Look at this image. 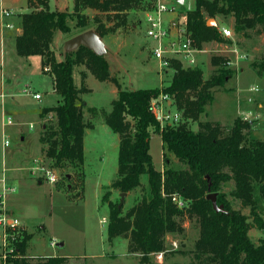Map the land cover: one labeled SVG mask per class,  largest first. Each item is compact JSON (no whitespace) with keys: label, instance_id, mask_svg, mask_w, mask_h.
<instances>
[{"label":"trees","instance_id":"trees-1","mask_svg":"<svg viewBox=\"0 0 264 264\" xmlns=\"http://www.w3.org/2000/svg\"><path fill=\"white\" fill-rule=\"evenodd\" d=\"M142 0H74L72 11L50 10L46 0H27L30 11L20 15V33L15 36L14 48L19 57L39 56L41 70L50 74L54 92L59 96L56 104L43 107L39 116L51 114L55 126H43L39 136L44 156L54 168L70 166L81 169L84 163L83 139L86 129L94 127L84 118V102L80 95L90 89L85 83L86 72L80 71L81 82H73V69L84 65L96 79L108 81L117 89L110 102V110L87 107L93 116L99 115L108 128L118 135L116 177L108 185L120 193H129L140 186L141 175H146L145 193L123 212V205L107 199V237L127 239V252L138 255L137 264H151V253L165 249L168 234H182L184 217L194 219L199 235L191 251L192 264H264V238L257 245L248 237L255 226L264 236V218L257 212L253 198L254 185L258 186L264 200V140L246 139L250 123L239 117L227 127L219 122H198L196 131L184 122L161 127L150 110V99L159 93L173 97L185 119L192 121L204 111L213 99L212 89L222 86L232 70L217 65L206 79L198 67L184 68L178 61H171L174 74L164 88L123 89L110 75L103 55H96L83 46L66 51L58 60L52 49L56 31L68 34L69 22L74 21V35L91 29L86 15L80 11L92 8L112 13L118 19L115 26L105 27L95 18V31L103 37L105 32L126 23L129 10L140 6ZM183 24L196 47L209 41H222L216 26H207L208 19L216 16L233 18V31L247 34L254 30L264 33V0H194V7L184 11ZM224 43H232L224 39ZM258 74H264V52L258 61L251 63ZM47 67V70L44 68ZM174 105V104H173ZM160 135L164 165L155 169L149 153L150 129ZM172 154L184 167L170 166ZM208 177V179H207ZM233 182L230 194L249 208L252 223L240 210L233 209L220 186ZM208 183H210L208 190ZM217 193V203L223 204L225 213L216 212L206 199L207 192ZM183 200L179 208L173 196ZM30 235L24 233L15 251L7 257L11 264H63L64 257L51 256L28 259L24 252Z\"/></svg>","mask_w":264,"mask_h":264},{"label":"rangeland","instance_id":"rangeland-1","mask_svg":"<svg viewBox=\"0 0 264 264\" xmlns=\"http://www.w3.org/2000/svg\"><path fill=\"white\" fill-rule=\"evenodd\" d=\"M156 2L157 0H142L140 6L128 11L125 24L105 32L101 37L106 49L103 56L110 75L123 89H161L170 83L174 74L172 67L166 73L160 71L158 60L152 55L154 42L146 34L147 23L144 16L153 9ZM160 2L169 10L164 13L165 24L169 19L182 23L184 11L194 7V0ZM0 5L16 15L21 14L18 13L19 10L15 11L19 7L10 4L8 0H0ZM80 13L86 15L87 22L93 25L91 29L94 31L97 25L95 18H99L107 28L115 26L118 21L114 14L92 8H86ZM10 20L14 24L13 31H10L12 33L20 25L16 19ZM214 20L222 41L203 43L200 48L204 52L196 55V63L190 67L201 69L203 78L206 79L215 69L211 57L216 56L219 59L217 65L229 67L232 70L231 76L222 86L212 89L213 99L204 107L198 120L185 119L170 95L172 107L169 108L179 113L178 123L184 122L194 131L198 129L199 121L219 122L229 127L239 117L251 124L245 131L247 140H264V74H258L251 65L264 52V33L249 30L247 34H236L233 31L232 17L218 15ZM69 23L70 33L56 31L54 35L52 49L58 60L64 58L65 41L77 31L73 28L74 21ZM222 27L232 28L231 42L244 55L237 64H227V61H233L234 56L226 51L229 46L223 42L226 38L219 32ZM2 48L3 66L5 65L2 70L7 72L11 68L13 71L12 77L8 76L10 73L7 74L10 85H5L4 91L14 98H5L4 94L2 101L6 102V106L2 110L0 105V195L3 187L14 189L12 192L6 191L2 198L4 209L12 212V216L20 223V228L10 233L13 245L17 240L20 242L24 233H27L30 238L24 254L30 260L59 256L65 258L63 264H137L138 255L127 252L126 238L108 240L107 237L108 205L103 196L109 191L108 200L120 201V192L107 189L116 177L119 137L108 128L101 116H93L87 112V107L109 111L110 102L116 97V87L111 82L96 79L84 65L74 67L73 82L77 87L81 82L80 71L86 72L85 83L90 90L80 97L84 102V118L91 121L94 127L86 129L85 160L81 169H72L68 165L54 168L44 156L39 136L43 126H55L56 119L51 114H46L43 118L35 115L38 108L51 107L59 99L53 90L52 77L42 72L37 58H28L26 62L24 57L17 56L9 36H5ZM252 87L257 90L253 91ZM26 88L39 93L40 100L23 93ZM25 108L28 109L26 113L23 111ZM8 117L11 123L6 125ZM4 139L9 144L3 148ZM149 153L155 169L161 170L164 165L163 147L160 135L153 128L150 129ZM168 157L172 168L184 167L172 154H168ZM40 165L54 172L55 183L48 182L42 177V172L34 170ZM140 182L139 187L125 194L121 204L123 212L145 193L146 175H141ZM232 189V181L220 186V192L225 194L231 207L248 216V222L252 223L249 208L243 207L239 200L231 196ZM253 198L257 212L264 218V200L257 185H254ZM182 226V234L166 235L164 250L149 255L151 264H192L191 251L199 235L198 224L194 219L184 217ZM248 237L255 245L259 243V239L264 238L255 226L249 229ZM1 238L0 228V243ZM158 254L160 257H157Z\"/></svg>","mask_w":264,"mask_h":264},{"label":"built area","instance_id":"built-area-1","mask_svg":"<svg viewBox=\"0 0 264 264\" xmlns=\"http://www.w3.org/2000/svg\"><path fill=\"white\" fill-rule=\"evenodd\" d=\"M169 11L168 8L157 0L152 10L145 13V21L147 23L146 34L150 37L154 45L152 47V55L158 60L159 69L166 73L170 67L171 61H178L183 67L194 65L196 63V55L200 52H204L201 48L195 46L193 39L190 37V34L186 31L184 24L179 21H174L169 19L168 23L165 24L164 13ZM12 13L6 9L1 10V16H10ZM183 21V20H182ZM5 27L8 29L13 28L11 23H6ZM220 34L226 38H232L233 31L230 28L222 27L219 28ZM231 40V39H230ZM227 52L232 53L234 56L233 61H227L228 65L233 63L237 64L241 58H244V55L240 53L235 44L225 43ZM223 51V50H221ZM47 70V67L44 68ZM253 91L257 89L252 87ZM23 93L30 95L34 99H40L41 95L36 92H32L29 88L23 90ZM4 96L3 93H0V98ZM171 100L168 94L159 93L156 96L151 97L150 99V110L154 119L159 123L161 127L168 125L177 124L180 118L179 113L176 110H170ZM11 123L10 118L8 117L5 124L9 125ZM8 141L3 140V148L8 146ZM35 171L42 172L45 180L50 183H55L56 176L54 172L44 166H36ZM6 191H14L12 187H3V193L0 195V228L2 230V240L0 243V262L1 264H7V257H9L15 251V246L10 240V233H13L14 230L20 228V223L17 218L12 216L7 210L4 209L3 200L4 194ZM172 201L176 203L179 208L184 206V202L178 196H173ZM52 245L54 242L51 243ZM160 257V254L157 255Z\"/></svg>","mask_w":264,"mask_h":264},{"label":"crops","instance_id":"crops-1","mask_svg":"<svg viewBox=\"0 0 264 264\" xmlns=\"http://www.w3.org/2000/svg\"><path fill=\"white\" fill-rule=\"evenodd\" d=\"M8 1H10V4H13V5L19 7L18 9H15V11L19 10L18 13L23 14V13H26V12L30 11V6L27 3V0H8ZM46 1H47L48 8L50 10L68 11V12H70L73 9L74 0H46ZM2 9H4V8H1V5H0V93L5 94V98L8 97V96H9V98H14L12 94L7 95L6 92L4 91L5 85H10L9 79L7 78V74L10 73V74H8V76L12 77V72L13 71H12L11 68H8L7 72H5V70H2V67H5V65L3 66L4 56H3V48H2V46H3L4 40H5V36H9L10 40L14 44L15 36L20 33L21 29H20V27H18L16 29V31L10 33V31H13L12 30L13 28L8 29V28L5 27V24L6 23H11L13 25V27H14L13 20H10V18H14V19H16L17 23H19V25H20V19H21L20 15L21 14H17L16 15L14 12L9 10V11H11L12 14L10 16L2 17L1 16V10ZM16 21H15V23H16ZM230 29H232V28H230ZM14 52H15V48H14ZM28 58L29 59L37 58L38 59V63H40V61H41L39 56H29V57L25 58L24 61L27 62L29 60ZM6 82H7V84H6ZM36 100H40V99H36ZM0 105H1L2 110H3V106L4 105L6 106V102H3L2 99H1ZM41 109L42 108H38V110L35 111L36 112L35 115H38V117H39V114L41 112ZM4 111H5V107H4ZM23 111L26 113L28 111V109L25 108V109H23ZM85 134H86V130H85ZM85 134H84V137H85ZM84 145L85 144H84V139H83V149H84ZM84 157H85V155H84ZM9 213H12V212H9Z\"/></svg>","mask_w":264,"mask_h":264},{"label":"water","instance_id":"water-1","mask_svg":"<svg viewBox=\"0 0 264 264\" xmlns=\"http://www.w3.org/2000/svg\"><path fill=\"white\" fill-rule=\"evenodd\" d=\"M206 24L207 26H215L216 22L214 19L211 18L207 20ZM80 46L90 49L92 52H94L96 55H99V56L104 55V53L106 52L104 43L100 35L92 29H88L86 31L78 33L70 37L69 39H67L64 43V51L66 52V51L75 50L79 48ZM209 186H210V183H208V190L210 189ZM125 194L126 193H120L119 206H121ZM206 199H208L211 202L212 208L214 209V211L221 212V213L226 212L223 204L217 203V200H216L217 193L209 192L206 196ZM58 246H61V243H58Z\"/></svg>","mask_w":264,"mask_h":264}]
</instances>
